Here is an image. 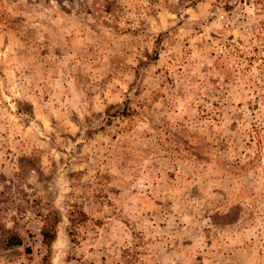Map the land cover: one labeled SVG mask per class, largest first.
Returning a JSON list of instances; mask_svg holds the SVG:
<instances>
[{"label":"rangeland","instance_id":"374dc122","mask_svg":"<svg viewBox=\"0 0 264 264\" xmlns=\"http://www.w3.org/2000/svg\"><path fill=\"white\" fill-rule=\"evenodd\" d=\"M230 1L0 0V264H264V0Z\"/></svg>","mask_w":264,"mask_h":264},{"label":"trees","instance_id":"16d2710c","mask_svg":"<svg viewBox=\"0 0 264 264\" xmlns=\"http://www.w3.org/2000/svg\"><path fill=\"white\" fill-rule=\"evenodd\" d=\"M47 235H48L47 229H42L41 230V239H42V241H44L46 239L44 241L46 246L49 245V242L46 238ZM14 245H20V239L15 235H8L7 238L5 239V247L9 248V247L14 246Z\"/></svg>","mask_w":264,"mask_h":264},{"label":"built area","instance_id":"2783aa9c","mask_svg":"<svg viewBox=\"0 0 264 264\" xmlns=\"http://www.w3.org/2000/svg\"><path fill=\"white\" fill-rule=\"evenodd\" d=\"M229 3H230V5H232L235 3V0H231ZM215 11H216V9L213 10V12H215Z\"/></svg>","mask_w":264,"mask_h":264}]
</instances>
